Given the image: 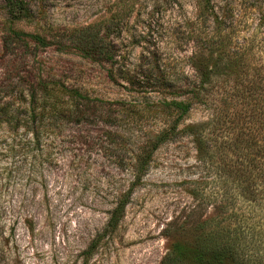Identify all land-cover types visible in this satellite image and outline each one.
<instances>
[{"label":"rangeland","instance_id":"rangeland-1","mask_svg":"<svg viewBox=\"0 0 264 264\" xmlns=\"http://www.w3.org/2000/svg\"><path fill=\"white\" fill-rule=\"evenodd\" d=\"M28 1L41 10L50 34L109 20L117 63L112 76L111 64L74 48L59 50L56 43L39 46L29 37L4 62L9 18L0 0V264H164L180 232L223 213L216 207L223 203L221 141L228 129L218 133L212 156L182 134L153 150L141 174L137 167V154L142 157L143 146L167 121L157 107L159 70L171 79L192 73L190 24L199 21V0ZM231 1L238 2L242 22L246 15L250 26L243 34L251 36L255 11L243 16L247 2ZM13 26L44 29L23 21ZM127 69L141 70V87L121 76ZM144 72L152 87L145 86ZM40 77L79 89V115L66 116L63 107L30 116V84ZM210 117L205 106H195L180 125ZM195 188L201 189L198 197ZM124 199L120 221L108 227Z\"/></svg>","mask_w":264,"mask_h":264},{"label":"trees","instance_id":"trees-1","mask_svg":"<svg viewBox=\"0 0 264 264\" xmlns=\"http://www.w3.org/2000/svg\"><path fill=\"white\" fill-rule=\"evenodd\" d=\"M3 1L9 18L1 52L4 62L8 51L29 37L39 46L56 43L59 50L74 48L93 61L111 64L109 75L113 76L117 46L110 38L109 29L113 26L109 20L90 23L63 36L50 34L48 26L42 24L41 10H34L28 0ZM222 1L220 7L214 0L198 2L199 21L190 24L192 52L188 64L192 73L171 79L169 73L159 70L154 85L161 95L157 107L167 121L143 146L142 157L141 152L136 156L141 174L153 150L182 134L193 136L198 151L212 156L218 133L228 129L221 141V156L225 160L220 192L223 203L216 207L223 212L222 216H207L186 231L183 226L164 264H264V0H245L247 10L243 16L249 9V13L254 10L258 20L251 36L243 34L250 23L245 22L246 15L242 22V13H236L234 7L238 2ZM20 21L42 25L43 32L14 28L13 23ZM127 70L121 76L132 87H141V70L132 74ZM144 76L148 80L145 86L152 87V76L146 72ZM28 94L33 99L26 106L30 116L36 111L59 113L63 107L66 116L80 113L82 102L77 99L83 95L64 81L34 79ZM199 105L210 110L211 117L205 122L181 126ZM200 190L193 189V195L198 197ZM211 194L205 197L211 199ZM125 206V199L117 203L108 227L118 224Z\"/></svg>","mask_w":264,"mask_h":264}]
</instances>
